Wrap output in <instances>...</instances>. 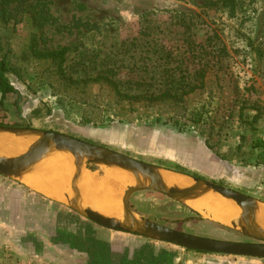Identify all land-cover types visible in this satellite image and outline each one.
<instances>
[{
    "label": "rangeland",
    "instance_id": "rangeland-1",
    "mask_svg": "<svg viewBox=\"0 0 264 264\" xmlns=\"http://www.w3.org/2000/svg\"><path fill=\"white\" fill-rule=\"evenodd\" d=\"M27 1L47 9L46 47L77 46L69 57L72 71L80 72L83 67L78 63L86 59L95 63L114 59L121 85L144 79L146 72L148 85L156 74L152 71L155 68L164 69V89L169 84L198 88L180 100L129 104L117 102L107 86L66 87L51 70H45L46 64L23 55L34 29L25 23L14 29L9 24L0 26V59L8 63L7 75L17 94L0 101V127L68 135L264 202V165L254 147L256 141H264V0ZM206 2L210 4L208 8L204 6ZM179 14L192 17L191 26L179 22L175 16ZM144 85L137 87L149 89ZM176 122L178 126H174ZM191 137L202 143L199 145ZM177 145L191 149V155H182L186 162H198L200 149L205 146L223 162L221 169L230 172L231 180L208 179L176 160H164V148ZM87 168L97 178L107 170L90 165ZM119 187L120 197L122 192L124 196L129 187ZM26 191L30 197L26 194L24 202L11 198V208L0 207V216L9 211L8 230H0V264H20V257L30 250L67 260L81 238L100 232L109 233L126 246L121 250V261L117 263L116 259L115 264H132L134 259L133 264H153L155 254L164 261V249H169L168 257L179 256V264H237L248 259L185 251L110 232L66 205ZM16 194L20 192H8L10 197ZM129 207L138 218L175 231L214 240L254 242L239 230L213 222L158 193H136ZM14 216H18V222ZM140 242L147 244L148 257L152 258L139 261L136 256L130 260L128 251L139 249ZM78 252L89 257L86 249ZM103 262L114 264V260Z\"/></svg>",
    "mask_w": 264,
    "mask_h": 264
},
{
    "label": "water",
    "instance_id": "water-1",
    "mask_svg": "<svg viewBox=\"0 0 264 264\" xmlns=\"http://www.w3.org/2000/svg\"><path fill=\"white\" fill-rule=\"evenodd\" d=\"M0 136L12 138L27 137L33 140L28 151L21 155L14 157L0 156V176L19 184H25L27 187H30L27 179L37 171L51 154L69 155L74 163L72 183L75 186L72 197L66 202H60L55 199L53 201L68 206L95 225L111 232L170 244L185 251L264 260V224L262 226L260 221L264 203L260 200L216 186L210 181L189 177L136 161L123 154L89 144L68 135L34 129L0 127ZM88 165L102 167L107 170L128 172L135 179V185L129 187L122 198L123 217L121 220L106 217L98 211L83 205L82 192L80 187L76 186V183L80 180L83 171H90L87 168ZM164 172L187 177L192 184L185 188L167 187L161 178V174ZM31 189L33 188L31 187ZM145 191L166 196L171 200L186 205L189 209H192L189 205L190 201L208 194L230 201L242 209L245 217L240 228L235 227V225L228 226L239 230L242 235L254 242H231L199 237L138 218L130 210L129 200L132 195Z\"/></svg>",
    "mask_w": 264,
    "mask_h": 264
},
{
    "label": "trees",
    "instance_id": "trees-1",
    "mask_svg": "<svg viewBox=\"0 0 264 264\" xmlns=\"http://www.w3.org/2000/svg\"><path fill=\"white\" fill-rule=\"evenodd\" d=\"M224 2H234V0H224ZM204 6L208 8L210 4L208 5L206 2ZM234 8L235 4L233 6V9ZM45 9V5H41L38 2L29 3L27 0H0V26L6 27L9 24H13L12 27L14 29L17 24L25 23L33 28L34 31L31 33L29 44L23 52V55L27 59L34 60L35 63L42 62L46 64L47 67L45 70H51L50 72L53 73L58 80L66 83V87L75 86L77 84H81L85 87L94 84L107 86L114 93L117 102H127L129 104L139 101L155 103L167 99L180 100L184 95L198 88L190 86L189 84L176 88L169 84L168 88L164 89V77H162L164 69L157 71L155 68H153L152 71L156 74L149 79L150 83H147L148 85H146L147 81L145 79L146 75H148V72H146L144 79L127 81L126 85L128 87L125 88L126 85H121V82L117 78L119 66H117V62L114 59L109 61L101 60L99 63H95L94 60L88 62L86 59V61H80L78 63V65L83 67L80 72L77 70L76 72L72 71L69 57L72 53L77 51V46L48 48L44 44V28L47 23V12L45 13ZM175 16L178 17L179 22L182 21L184 25L191 26L192 17L188 18V16L183 14ZM92 55H98V52H93ZM5 60L6 59H0V101L4 100L8 95L17 94V91L10 84L7 75L9 72L8 63ZM73 72H75V75ZM199 76L203 79L204 73L201 71ZM171 77L172 76H170V78ZM143 84H145L144 87L147 86L149 89L145 88L141 90L137 87H141ZM89 122V120H86V123ZM174 126H178V123H174ZM178 131L181 132L182 130L179 129ZM254 147L259 151L261 163L264 165V141H256Z\"/></svg>",
    "mask_w": 264,
    "mask_h": 264
},
{
    "label": "bare ground",
    "instance_id": "bare-ground-1",
    "mask_svg": "<svg viewBox=\"0 0 264 264\" xmlns=\"http://www.w3.org/2000/svg\"><path fill=\"white\" fill-rule=\"evenodd\" d=\"M32 143L33 140L27 137L0 136V156L21 155L28 151ZM73 174L74 163L69 155L51 154L27 181L35 191L57 201L66 202L71 199L74 191ZM103 175L102 178H97L90 172H82L80 180L76 183L82 192V203L106 217L121 220L123 192L120 197L119 185L132 187L135 185V179L128 172L122 171L106 170ZM161 178L167 187L185 188L192 184L187 177L170 172L162 173ZM189 205L213 222L235 225L237 228H240L245 217L242 209L234 203L212 194L190 201ZM260 221L264 224V212L260 215Z\"/></svg>",
    "mask_w": 264,
    "mask_h": 264
},
{
    "label": "crops",
    "instance_id": "crops-1",
    "mask_svg": "<svg viewBox=\"0 0 264 264\" xmlns=\"http://www.w3.org/2000/svg\"><path fill=\"white\" fill-rule=\"evenodd\" d=\"M192 138V139H191ZM190 140H193L195 142H198L200 145V142L202 141L195 139L194 137H191ZM204 145V144H203ZM200 159L199 161H194V162H186L184 158H182V155H191V149H181L180 146H176L175 148L170 146L164 148V160H176L177 164L185 167L191 168L193 171L196 173L212 180H226L229 181L231 180L230 172H224L226 170L221 169L223 162L219 160L217 157H215L210 150H208L205 146L203 149H200ZM194 153V152H193ZM206 163V164H204ZM0 207H6V208H11V203L12 199L11 198H18L17 201L24 202V200L27 199L26 197V190L31 191V193L37 194L40 198H43L44 200L48 202H53L52 198L47 197L44 194H41L39 191H35L31 189V187H27L25 184H19V183H11L9 179L5 180L7 181H2L4 177H0ZM16 184V185H15ZM15 185V186H13ZM14 190L17 193L20 192V195H12L11 197L8 195L9 190ZM28 195V194H27ZM28 197H30L28 195ZM264 203V202H263ZM264 208V207H263ZM8 212H5L2 216H0V230L7 231L9 227V219H8ZM264 212V209L262 210ZM261 212V215H262ZM18 222V216H14ZM16 222V221H15ZM263 226V224H262ZM6 227V228H4ZM111 232V231H110ZM115 233V232H114ZM123 234V233H119ZM123 235H128V234H123ZM85 238V239H84ZM126 239H123V241ZM121 242L117 241L112 235L109 233L105 232H100V233H94L93 236L89 235L88 237H83L81 240L78 241V248L73 250L71 258L67 260L63 259H58L57 257H52V256H46V255H39L35 251H28V253L22 255L20 257L19 261L20 263H26L27 261L30 260H35L39 262H44L48 264H104L103 259L106 261H113L115 264V260H117V263L121 261L120 256H121V250H124L126 246L124 244H120ZM72 244V243H71ZM85 244V247H84ZM72 246V245H71ZM86 249L89 252V257H82L80 256L78 249ZM89 248V249H88ZM74 249V248H73ZM168 252L169 249H164V261L160 260V257L155 254L154 260L155 262L153 264H179V256H171L168 257ZM147 254V255H146ZM127 255L129 256V259L131 260L132 257L139 256V261L141 260H147L148 258V253H147V244L140 242V247L135 248L134 250H129ZM141 255V256H140ZM144 255V256H143ZM152 256V255H149ZM181 256V255H180ZM181 258V257H180ZM247 258V257H245ZM127 259V258H126ZM242 260H253L251 264H264V260L260 259H255V258H248V259H242ZM236 261L237 264H247L244 263V261ZM160 262V263H159ZM135 263V259L132 260V264ZM110 264V263H107ZM142 264H148L146 261ZM235 264V263H233Z\"/></svg>",
    "mask_w": 264,
    "mask_h": 264
},
{
    "label": "built area",
    "instance_id": "built-area-1",
    "mask_svg": "<svg viewBox=\"0 0 264 264\" xmlns=\"http://www.w3.org/2000/svg\"><path fill=\"white\" fill-rule=\"evenodd\" d=\"M22 264H48V263L39 262V261H35V260H30V261H27L26 263H22Z\"/></svg>",
    "mask_w": 264,
    "mask_h": 264
}]
</instances>
